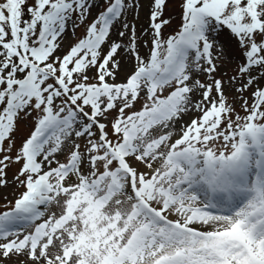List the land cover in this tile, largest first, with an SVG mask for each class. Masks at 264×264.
Listing matches in <instances>:
<instances>
[{"label":"snow or ice","instance_id":"6c2138e0","mask_svg":"<svg viewBox=\"0 0 264 264\" xmlns=\"http://www.w3.org/2000/svg\"><path fill=\"white\" fill-rule=\"evenodd\" d=\"M9 187L0 264H264V0H0Z\"/></svg>","mask_w":264,"mask_h":264},{"label":"rangeland","instance_id":"374dc122","mask_svg":"<svg viewBox=\"0 0 264 264\" xmlns=\"http://www.w3.org/2000/svg\"><path fill=\"white\" fill-rule=\"evenodd\" d=\"M97 11H98V9H93V15H95ZM90 19H91V17H90ZM128 19L131 20L132 17L129 16ZM178 23H179V17L177 15L173 19V25L172 26L173 27H176V25ZM136 26H137L138 33H139V31L141 29H143V28H145L147 26V20H146V16H145V13H144L143 10H141V12H140V18H139V20L136 21ZM82 30H83V28H82ZM82 30L79 31V29H77L76 32H75V36H68V37H66V39H65V46L68 45V43H69L70 40L71 41H74V38H76L78 32L82 33L83 32ZM113 38H115V36ZM144 39H147V37H144ZM144 51H146V49H144ZM229 67L230 68L231 67H235V65H231ZM229 74H231V71H229ZM9 178L11 179V171L9 172ZM3 197H7L8 200H11L12 199L13 192H12V188L11 187L4 188V189H0V204H5L7 202L6 200L2 199ZM0 210H2V209H0Z\"/></svg>","mask_w":264,"mask_h":264}]
</instances>
